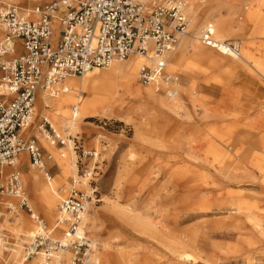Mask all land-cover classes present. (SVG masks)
Instances as JSON below:
<instances>
[{
  "label": "rangeland",
  "instance_id": "1",
  "mask_svg": "<svg viewBox=\"0 0 264 264\" xmlns=\"http://www.w3.org/2000/svg\"><path fill=\"white\" fill-rule=\"evenodd\" d=\"M138 1L141 13L148 16L166 0H155L154 5ZM182 1L189 23L187 33L199 40L191 41L186 34L166 58V73L177 77V84L183 88L181 98L171 101L176 113L160 112L146 100L118 113L101 111L82 120L73 134L61 130L53 121L62 137L70 135L72 147V139H76L78 149L72 151L67 146H52L47 139L40 127L45 117L50 122L53 119L50 113L44 115L37 97L34 123L27 134L43 150L45 168L32 166L27 153L22 154L25 167L18 169L25 191L34 212L50 232L61 200L69 196L66 190L72 188L73 179L93 173L100 201L90 206L84 219L86 235L95 242L90 263L264 264V234L254 229L250 219L255 211L264 232V182L255 170H264V128L250 131L244 127L262 116L264 100L260 102L253 91L242 85V89H237L238 79L246 71L233 70V59L224 60L218 49L204 56L197 48L211 50L200 42L199 34L208 23L226 21L231 31L222 40L238 47L242 56L247 48L253 58L264 62L263 2ZM0 4L1 9L5 4ZM37 4L18 0L13 5L29 8L30 14ZM146 4L151 9L147 13ZM255 7L259 9L257 19H248L247 13ZM2 31L0 24V40L5 35ZM171 59H177L180 65L171 67ZM109 67L96 71L106 72ZM248 75L264 84L258 74ZM137 84L140 90H156L138 80ZM161 89L159 97L170 101L165 83ZM5 99L10 98L0 96V100ZM44 141L54 149H48ZM72 155L78 166L77 177L70 167ZM46 171L55 179L47 181ZM81 180L86 182L81 189L89 192V179ZM46 189L55 199L53 204L48 201ZM60 189H64L62 194ZM0 201L19 204L11 198L1 197ZM38 227L25 209L17 207L8 214L3 226L8 244L0 249V264H21L25 248L32 241L27 234L36 233ZM62 235L60 231L52 234L55 239ZM177 253L193 255L197 261L184 263ZM71 260L70 251L60 255L64 264ZM32 263L37 261L30 259L25 264ZM57 263L55 258L52 264Z\"/></svg>",
  "mask_w": 264,
  "mask_h": 264
},
{
  "label": "built area",
  "instance_id": "2",
  "mask_svg": "<svg viewBox=\"0 0 264 264\" xmlns=\"http://www.w3.org/2000/svg\"><path fill=\"white\" fill-rule=\"evenodd\" d=\"M33 14L37 19H23V8L4 5L0 9V24L4 38L0 40V89L10 99L0 100V198H11L18 205L0 201V249L7 246L3 226L6 216L17 207L25 209L38 223V230L30 245L25 248V261L36 259V264L60 262L63 252L72 254L70 264H86L93 251V242L84 229V216L93 203L99 202V188L93 173L73 179L69 196L62 199L56 224L49 232L43 220L31 207L23 177L16 168L20 155L27 153L38 168L44 164L43 150L28 136L36 112L37 94L48 92L52 97L67 93L64 81L80 77L95 69L109 67L115 61H124L132 53L154 56L152 66H142L138 82L154 86L161 91L166 84L169 97H175L173 86L178 78L166 73L167 55L173 53L187 34L188 19L182 0H166L155 7L150 15L141 13L138 0H38ZM57 20V23H54ZM58 37L54 40V31ZM204 46L240 54L238 47L221 43L215 30L207 26L201 34ZM78 108H73L74 116ZM51 145L66 147L67 139L52 126L47 118L40 127ZM72 151L78 149L73 138ZM70 150V149H69ZM64 157L65 155L62 154ZM48 159H52L49 156ZM5 167L13 168L5 174ZM46 179H51L45 172ZM89 179L90 191L81 189ZM65 191V192H66ZM60 231L61 239L52 234ZM82 232V235H78ZM246 264V263H241Z\"/></svg>",
  "mask_w": 264,
  "mask_h": 264
},
{
  "label": "bare ground",
  "instance_id": "3",
  "mask_svg": "<svg viewBox=\"0 0 264 264\" xmlns=\"http://www.w3.org/2000/svg\"><path fill=\"white\" fill-rule=\"evenodd\" d=\"M17 1L18 0H1L0 3H4L6 5H13ZM33 1L39 4L38 0H33ZM145 1L152 2L151 3L152 5L155 4V0H145ZM260 2L261 3L263 2L262 6H264V0H261L258 3L260 4ZM251 3H256V0H253ZM193 9L194 7H191V10ZM150 10H151L150 7L146 4V9L144 11L147 13ZM246 10L248 11V8ZM27 11H29V8L27 7L23 8V13H22L23 19H37L39 17L38 14H33L34 9L32 10V12H30V14L27 13ZM258 11L259 9L255 7L254 10L247 13V18L256 20L258 17ZM57 22H58L57 20H54V23ZM207 26H212L215 30L216 39L219 42L226 44L227 41L222 40V38L227 36L231 31V27L228 26V23L226 21H221L217 25L208 23ZM187 35H188L187 36L188 39L190 40L192 39L191 41H193L194 39L199 40L198 37L192 36L190 32L189 34L187 33ZM57 37H58V32L55 30L53 41H55ZM197 48H199L200 53L204 56H209L210 54L209 51L215 53V51L212 50L213 48H211V50L207 48H203L201 46H197ZM217 51L220 52V54H222V57H225L224 60L226 61H231V59L234 60L233 62H231L232 64H230L233 67V70L246 71L248 73L250 72L256 73L259 75L260 79L264 81V63L258 59L253 58L249 49L247 48L245 49V51L243 52V56L242 54L237 55L231 51H228L227 46H223V45L222 47H219ZM126 60L127 61H125V63H121L118 61H115L116 63L113 62L109 67L110 69L106 72L96 71L97 69L91 70L84 75L82 80H75V79L67 80L68 79L67 78L66 79L67 81L66 80H65L66 82L64 81V87L68 89V92L61 94L58 97H52L48 92L45 91L39 92L37 94V97L39 95L40 98L39 106L41 107L44 115L45 113L51 114L53 119L51 123L53 127L56 128L55 124H57L60 126L61 130L63 131L68 130L69 134H73L74 130L77 128V126L80 124L82 120L96 116L97 113H100L101 111L102 112L114 111L118 113L121 112L126 107H132L146 100H149L151 104L154 106V108H156L160 112L176 113V106L173 105L171 101L174 102L175 99L179 100L181 98L180 96H181V91H183V88L178 84L174 85L177 88L174 91L176 96L171 97V99H169L170 101L165 100L162 97H159V94H157L159 92L155 89H154L155 91H153V89L151 88L147 90L139 89V86L137 84L138 72L142 66L150 65L153 62V56L151 54L149 56H143L137 53H132L130 57ZM169 64L171 65V67L174 66L177 67L176 65L178 66L180 65L177 62V59H171ZM69 78H75V77H69ZM83 94H87V97H83L82 96ZM5 95H8V93L0 89V96H5ZM70 107H71V115H70ZM74 107L78 108L77 114L75 116H73L72 114ZM53 121L55 122V124ZM66 139L68 141L67 148L71 150L72 141L70 139V135L67 136ZM44 143H45L44 145L48 149H54L53 147L49 146L45 141ZM94 156H98V153H94ZM70 159H71L70 161L71 171L76 176V172L78 169V166L75 161L76 159L73 155L72 157H70ZM23 165L24 163H21V167ZM32 166L37 167L34 164H32ZM43 168H45V164H43L40 169ZM255 170L260 175L261 180L264 182V170L258 167H256ZM51 180L52 179H47V181H51ZM53 192L55 195L56 194L55 190H53ZM46 195L48 196V201L50 202H52V200L55 201L54 197L49 193L48 189H46ZM50 208L52 209V207ZM251 214L252 216L250 217V219H253L251 221L254 225V229L263 235L264 232L261 228V223L258 220L257 217L258 215L256 214L255 211H252ZM86 215L87 214H85L84 219L86 218ZM35 234L36 233L30 231V233H28L27 235L30 238H33ZM82 234L83 233L80 232L78 235L80 236ZM176 255L177 258L180 261L181 260L184 261V263L185 261H191V262L197 261V259L194 258L193 255L178 254V253ZM33 261H37V260L33 259ZM25 263L26 261L24 259L21 264H25ZM86 264H95V263H90V259H89L86 262Z\"/></svg>",
  "mask_w": 264,
  "mask_h": 264
},
{
  "label": "crops",
  "instance_id": "4",
  "mask_svg": "<svg viewBox=\"0 0 264 264\" xmlns=\"http://www.w3.org/2000/svg\"><path fill=\"white\" fill-rule=\"evenodd\" d=\"M3 32V31H2ZM261 61V60H260ZM261 62H263V61H261ZM264 63V62H263ZM247 73L248 72H246L244 75H240V77H239V79H238V83H237V89L239 90V89H242V87H241V85L242 86H244L245 87V90H251V91H253V93H255L254 94V97H256V98H260V102L262 101V100H264V84L263 83H261L259 80L258 81H256V80H254V79H252V78H250L249 77V75H247ZM244 79V80H243ZM259 82V83H258ZM261 85V86H260ZM241 87V88H240ZM41 92V91H40ZM264 110V109H263ZM237 113V112H236ZM261 114H262V116L261 117H259V118H253L252 120H250V121H248L246 124H244L245 126L244 127H246L247 129H249L250 131H254V130H257V129H262V128H264V117H263V115H264V111L262 112L261 111ZM74 115V114H73ZM45 118H47V117H45ZM261 118V119H260ZM51 123V122H50ZM53 126V125H52ZM30 137H31V135H29ZM60 149H63V148H60ZM24 154V153H23ZM28 155V154H27ZM29 157V156H28ZM63 157V156H62ZM65 157V156H64ZM21 163H23V159H22V155H20V157H19V160H18V163H17V166H16V168L18 169L19 167L20 168H22V167H25V164L21 167ZM6 168H10V167H5L4 169H3V171H4V173L5 174H9V173H7L6 172ZM10 169H12V171L14 170L13 168H10ZM11 171V172H12ZM51 179H55L54 177H51ZM23 184H24V182H23ZM25 188V187H24ZM64 192V189H60V193L62 194ZM57 197H59L58 196V194L56 193L55 194ZM60 198V197H59ZM29 200H30V198H29Z\"/></svg>",
  "mask_w": 264,
  "mask_h": 264
}]
</instances>
